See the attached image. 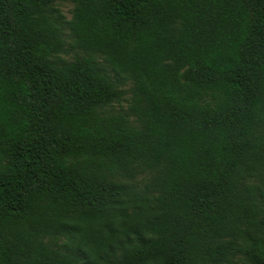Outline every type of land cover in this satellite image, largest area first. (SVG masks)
<instances>
[{"label":"trees","instance_id":"1","mask_svg":"<svg viewBox=\"0 0 264 264\" xmlns=\"http://www.w3.org/2000/svg\"><path fill=\"white\" fill-rule=\"evenodd\" d=\"M57 1L0 0V264H264V0Z\"/></svg>","mask_w":264,"mask_h":264},{"label":"rangeland","instance_id":"2","mask_svg":"<svg viewBox=\"0 0 264 264\" xmlns=\"http://www.w3.org/2000/svg\"><path fill=\"white\" fill-rule=\"evenodd\" d=\"M73 4L68 0H58L52 6V14L54 16H61L64 21H69L72 17ZM63 38L65 40V49L64 53L58 57L59 62L61 63H70L77 58H81L84 54L80 51H74L69 47L68 33L63 31ZM96 63L98 66L103 68L109 78L115 83L116 87L122 93V97L119 101L114 102L108 109L112 114H120L125 116L130 122L133 121V118L128 113V105L131 97V87L132 84L129 81L120 79L116 74H114L109 67L99 58L96 57ZM137 185L140 188V182L138 181Z\"/></svg>","mask_w":264,"mask_h":264},{"label":"clouds","instance_id":"3","mask_svg":"<svg viewBox=\"0 0 264 264\" xmlns=\"http://www.w3.org/2000/svg\"><path fill=\"white\" fill-rule=\"evenodd\" d=\"M147 264H165V260L163 257L156 256L148 259Z\"/></svg>","mask_w":264,"mask_h":264}]
</instances>
